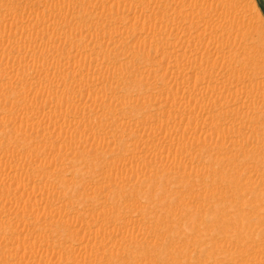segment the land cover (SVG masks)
<instances>
[{"label": "rangeland", "instance_id": "374dc122", "mask_svg": "<svg viewBox=\"0 0 264 264\" xmlns=\"http://www.w3.org/2000/svg\"><path fill=\"white\" fill-rule=\"evenodd\" d=\"M209 1L0 0V264H264V75Z\"/></svg>", "mask_w": 264, "mask_h": 264}, {"label": "bare ground", "instance_id": "6f19581e", "mask_svg": "<svg viewBox=\"0 0 264 264\" xmlns=\"http://www.w3.org/2000/svg\"><path fill=\"white\" fill-rule=\"evenodd\" d=\"M202 8H205L207 13H203L202 16L200 14V18L198 17V13V15H196L198 18H196L197 20L203 21L202 26L204 30L200 32L201 35H203L202 41L207 39V43L211 47L216 44V47L214 46L215 49L219 48L217 43L223 41L225 49L222 50V56L227 59L229 64H232L231 68L234 66L239 68L237 74L247 76L249 79H254L260 74L264 75V64L261 58V56L264 55V41L254 37L250 23L245 19L244 12L237 8L235 0H211V2L205 3ZM201 11H203V9H201ZM194 25L195 24H193V26ZM200 27L201 26L195 25V30L198 31ZM220 45H222L221 42ZM197 46L199 47V44ZM255 80L256 79H254V81ZM256 81L257 83L263 82L262 80L260 81V79V82H258V80Z\"/></svg>", "mask_w": 264, "mask_h": 264}]
</instances>
